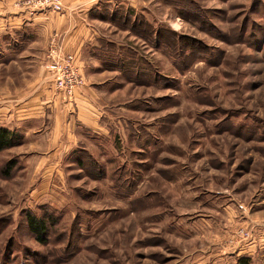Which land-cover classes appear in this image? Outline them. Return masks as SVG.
<instances>
[{
	"label": "rangeland",
	"instance_id": "rangeland-1",
	"mask_svg": "<svg viewBox=\"0 0 264 264\" xmlns=\"http://www.w3.org/2000/svg\"><path fill=\"white\" fill-rule=\"evenodd\" d=\"M9 1L0 14L71 8ZM85 7L86 64L55 34L44 71L65 103L93 82L98 126L60 151L57 166L43 121L30 142L0 152V264H264V0ZM4 28L19 31L10 42L0 36L16 61L0 78L21 88L38 68L22 49L44 27ZM58 53L75 57L84 82L71 96L46 66ZM29 213L48 221L44 242Z\"/></svg>",
	"mask_w": 264,
	"mask_h": 264
},
{
	"label": "crops",
	"instance_id": "crops-1",
	"mask_svg": "<svg viewBox=\"0 0 264 264\" xmlns=\"http://www.w3.org/2000/svg\"><path fill=\"white\" fill-rule=\"evenodd\" d=\"M95 1L64 0L63 4L65 2L71 8L69 7L70 9L65 10L62 14L44 10L31 14L24 7V11L18 15L10 6L0 14V36L6 35L9 42L10 38H14L19 30L4 28L7 22L12 24V20L15 22L24 21L25 25L39 23L44 27L32 32L39 39H34L28 44L29 46L27 45L28 47L21 48L23 56H30L31 63L38 65L34 77L21 88L16 86L10 75L4 76L5 81L0 78V126L16 130L26 139V142H30L32 139L28 137L35 131L34 122L43 121V132L48 134L45 137V144L48 149H54H51V157H55L51 164L55 166L63 161L60 151L73 150L77 147L78 135L82 131H85L87 127L98 126V111L94 100L97 93L93 88V82L91 83L89 80L90 82L77 93L74 103H65L62 100V95L55 91L48 73L44 71L47 52L53 35L57 34L61 39L64 51L76 53L81 64H86L87 58L85 59L83 54L93 33L89 28L91 25L89 9H86L85 6L93 4ZM10 45L11 43H8V46L0 47V57L4 58L5 55L8 57L7 61L0 59V74L1 70H9L16 62L10 58L14 55ZM28 49L34 51L28 52ZM18 145L11 148H16Z\"/></svg>",
	"mask_w": 264,
	"mask_h": 264
},
{
	"label": "built area",
	"instance_id": "built-area-1",
	"mask_svg": "<svg viewBox=\"0 0 264 264\" xmlns=\"http://www.w3.org/2000/svg\"><path fill=\"white\" fill-rule=\"evenodd\" d=\"M31 0L30 2H32ZM40 5H52L56 10H61L62 5L60 0H34ZM54 54L57 50L52 51ZM53 61H50L46 66L52 72L54 77L55 87L58 90L65 92L71 96L84 83L79 73V67L76 64L75 57L71 54H50Z\"/></svg>",
	"mask_w": 264,
	"mask_h": 264
},
{
	"label": "trees",
	"instance_id": "trees-1",
	"mask_svg": "<svg viewBox=\"0 0 264 264\" xmlns=\"http://www.w3.org/2000/svg\"><path fill=\"white\" fill-rule=\"evenodd\" d=\"M21 140L22 136L16 130L0 126V152L20 144ZM16 161L17 160L15 159L8 160L2 168V175L9 177L13 173L12 171L17 164ZM27 221L31 232L36 239L40 242H44L49 229L48 221L45 220V218L38 217L32 213L27 214ZM238 262L239 264H250L251 259L244 256L241 257Z\"/></svg>",
	"mask_w": 264,
	"mask_h": 264
}]
</instances>
